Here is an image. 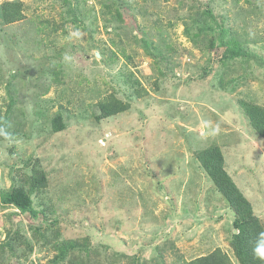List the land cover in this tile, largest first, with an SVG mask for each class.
<instances>
[{
  "label": "rangeland",
  "instance_id": "rangeland-1",
  "mask_svg": "<svg viewBox=\"0 0 264 264\" xmlns=\"http://www.w3.org/2000/svg\"><path fill=\"white\" fill-rule=\"evenodd\" d=\"M10 1L0 195L28 192L35 215L0 203V264H240L201 153L220 151L264 233V137L238 104L264 109V0ZM111 98L125 109L104 118Z\"/></svg>",
  "mask_w": 264,
  "mask_h": 264
},
{
  "label": "trees",
  "instance_id": "trees-1",
  "mask_svg": "<svg viewBox=\"0 0 264 264\" xmlns=\"http://www.w3.org/2000/svg\"><path fill=\"white\" fill-rule=\"evenodd\" d=\"M24 18L22 4L18 1L4 2L0 6V19L3 24H13ZM239 107L249 120L252 129L264 137V109L250 102L239 101ZM125 108L118 101L110 99L108 103L102 101L99 104L101 115L109 117L123 111ZM57 130V128H56ZM203 165L207 173L218 186L219 191L225 197L230 208L235 214L233 227L237 229L234 235L232 247L235 250L236 258L240 264H264L254 254V249L264 244V233L260 228L258 219L253 215L249 202L238 191L230 177L223 169L222 154L217 148L204 150L201 153ZM2 205H11L23 213L35 215L32 207L31 196L22 189H15L0 195ZM79 247L70 242L64 243L59 248L58 259H65L68 253ZM54 263V262H53ZM72 264V263H69ZM79 264H82L79 262ZM186 264H233L222 252H213L207 256L196 258Z\"/></svg>",
  "mask_w": 264,
  "mask_h": 264
},
{
  "label": "clouds",
  "instance_id": "clouds-1",
  "mask_svg": "<svg viewBox=\"0 0 264 264\" xmlns=\"http://www.w3.org/2000/svg\"><path fill=\"white\" fill-rule=\"evenodd\" d=\"M254 254L257 256L258 259L264 260V244L257 246L254 249Z\"/></svg>",
  "mask_w": 264,
  "mask_h": 264
}]
</instances>
